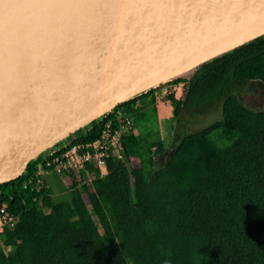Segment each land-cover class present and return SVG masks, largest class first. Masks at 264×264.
<instances>
[{
	"label": "trees",
	"instance_id": "1",
	"mask_svg": "<svg viewBox=\"0 0 264 264\" xmlns=\"http://www.w3.org/2000/svg\"><path fill=\"white\" fill-rule=\"evenodd\" d=\"M255 84L264 85V36L200 66L167 128L187 109L219 105L221 119L182 134L160 167L157 158L167 148L155 89L119 105L115 111L127 113L135 127L121 137L124 160L109 159L103 177L90 167L94 179L72 185L70 201L54 203L47 192L25 187L37 161L29 163L20 178L0 185V207L7 204L17 216L0 236L10 249L0 250V264H264V111L238 98ZM102 125L94 121L69 137L68 146L94 142ZM205 144L216 175L176 189L178 157Z\"/></svg>",
	"mask_w": 264,
	"mask_h": 264
},
{
	"label": "water",
	"instance_id": "2",
	"mask_svg": "<svg viewBox=\"0 0 264 264\" xmlns=\"http://www.w3.org/2000/svg\"><path fill=\"white\" fill-rule=\"evenodd\" d=\"M262 36L264 0H0V185L119 105Z\"/></svg>",
	"mask_w": 264,
	"mask_h": 264
},
{
	"label": "rangeland",
	"instance_id": "3",
	"mask_svg": "<svg viewBox=\"0 0 264 264\" xmlns=\"http://www.w3.org/2000/svg\"><path fill=\"white\" fill-rule=\"evenodd\" d=\"M191 76L192 72L183 75L181 77L182 81L179 83H172V81L161 83L155 88V94L159 102L158 104L169 108V110L162 109L160 113L161 116L168 117L170 114H177L179 100L183 98ZM238 98L248 109L264 111V85L255 84L253 85V91L240 92ZM168 118H166V120ZM219 119H221L219 105H213L204 111L182 110L180 113V122H173L171 130L168 128L165 129L164 141L167 148V155L165 154V156L160 157V160L157 161V166H163L166 162L171 160V154L173 152L172 142L180 141V136L182 134H194L208 124ZM67 143L68 142L63 143L62 146L67 145ZM59 147H61V145ZM42 156H46V154H43ZM132 165L138 167L139 162L137 160H132ZM173 171V179L176 189L213 178L217 172V163L213 158L211 145H201L195 150H189L181 154L173 165ZM45 175L44 176L50 188L47 194L50 195V191H52V201L54 203L70 201L69 194L72 185L71 181L64 177H58L52 173ZM60 181L62 182L60 183ZM81 183L82 181L78 183L80 187L88 186L87 183ZM87 193V191H84L83 199L88 205L89 200ZM0 248L5 252L10 250L2 246H0Z\"/></svg>",
	"mask_w": 264,
	"mask_h": 264
},
{
	"label": "built area",
	"instance_id": "4",
	"mask_svg": "<svg viewBox=\"0 0 264 264\" xmlns=\"http://www.w3.org/2000/svg\"><path fill=\"white\" fill-rule=\"evenodd\" d=\"M100 121H103L102 130L94 142L72 146L67 144L35 160L34 162H37L33 166L31 177L24 186L33 185L37 193L48 192L50 188L45 178V174L48 173L67 178L72 185H78L80 181L81 184L90 185L94 179L90 167L97 169L101 177L107 175V161L109 159L123 161L121 137L134 133L135 127L131 117L121 110L111 111ZM16 223L17 216L9 212L7 204L3 203L0 207V236L5 227L11 228ZM0 246L4 247L1 243ZM0 250L3 251L1 248Z\"/></svg>",
	"mask_w": 264,
	"mask_h": 264
},
{
	"label": "crops",
	"instance_id": "5",
	"mask_svg": "<svg viewBox=\"0 0 264 264\" xmlns=\"http://www.w3.org/2000/svg\"><path fill=\"white\" fill-rule=\"evenodd\" d=\"M159 102H158V99H157V101H156V107H157V112H158V121H159V130H160V135H161V141H162V144H163V146L164 147H166V144H165V141H164V135H165V129H167V125H166V122H165V120H166V118H168V117H172V116H175V115H169L168 117H164V116H161L160 115V113H161V110L162 109H168L169 110V108L168 107H166V106H164V105H162L161 106V104L159 105L158 104ZM160 160V157L159 158H157V161H159ZM173 173H174V171H173V168H172V175H173ZM62 181H60V183H61ZM76 185V184H75ZM65 187V186H64ZM71 187H72V185H71ZM80 186L79 185H76V188H79ZM59 194V193H58ZM70 195V194H69ZM50 197L51 198H53V194H52V191H50ZM7 249H9V248H7ZM3 252H5V251H3Z\"/></svg>",
	"mask_w": 264,
	"mask_h": 264
},
{
	"label": "flooded vegetation",
	"instance_id": "6",
	"mask_svg": "<svg viewBox=\"0 0 264 264\" xmlns=\"http://www.w3.org/2000/svg\"><path fill=\"white\" fill-rule=\"evenodd\" d=\"M167 155V154H166Z\"/></svg>",
	"mask_w": 264,
	"mask_h": 264
}]
</instances>
